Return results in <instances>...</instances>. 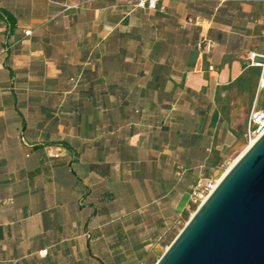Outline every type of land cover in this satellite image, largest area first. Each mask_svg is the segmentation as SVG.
Listing matches in <instances>:
<instances>
[{
  "label": "crops",
  "instance_id": "1",
  "mask_svg": "<svg viewBox=\"0 0 264 264\" xmlns=\"http://www.w3.org/2000/svg\"><path fill=\"white\" fill-rule=\"evenodd\" d=\"M137 2L0 0V264H144L264 108V0Z\"/></svg>",
  "mask_w": 264,
  "mask_h": 264
},
{
  "label": "water",
  "instance_id": "2",
  "mask_svg": "<svg viewBox=\"0 0 264 264\" xmlns=\"http://www.w3.org/2000/svg\"><path fill=\"white\" fill-rule=\"evenodd\" d=\"M155 264H264V133L228 169Z\"/></svg>",
  "mask_w": 264,
  "mask_h": 264
},
{
  "label": "rangeland",
  "instance_id": "3",
  "mask_svg": "<svg viewBox=\"0 0 264 264\" xmlns=\"http://www.w3.org/2000/svg\"><path fill=\"white\" fill-rule=\"evenodd\" d=\"M260 47H263V44L260 45ZM254 80H257L259 68L255 67L254 68ZM252 77L249 78L250 80L253 79ZM243 80V79H242ZM241 80V81H242ZM252 94L249 98V105L252 102V99L255 96L256 93V82L253 83L252 87ZM224 107H229V100L228 98L225 99L223 102ZM260 105H264V90L260 95ZM237 111V108L235 109ZM221 122H225L226 127H230L231 130L233 131V135H227L224 136L222 144H220L218 149L216 150L217 155H219V160L216 162L215 166L211 169H209L207 172L202 174V178H220L225 171L232 165V163L235 161L237 156L249 145V140L246 136V127H247V122L246 120L248 119V115L246 119L244 120L243 124L240 126L237 125H232V124H227V121L232 120L227 114V109L226 110H221V114L217 115ZM227 131H225L226 133ZM198 206L192 205L189 203L188 208L183 212L182 217L180 222L177 223V227L175 228V232L168 237L165 241H163V247L159 249L158 252L150 256V258H147L145 260L144 264H155L156 261L159 259V257L163 254L167 246L173 241L175 236L178 234V232L182 229V227L185 225V223L189 220L191 215L196 211Z\"/></svg>",
  "mask_w": 264,
  "mask_h": 264
},
{
  "label": "built area",
  "instance_id": "4",
  "mask_svg": "<svg viewBox=\"0 0 264 264\" xmlns=\"http://www.w3.org/2000/svg\"><path fill=\"white\" fill-rule=\"evenodd\" d=\"M159 0H138L137 5L142 8L154 9L157 7ZM164 8V7H163ZM30 34V31H26ZM261 57V59H259ZM251 63L260 68L258 89L264 88V55L254 54L251 57ZM264 133V108H258L256 104L253 105L248 119L246 136L249 143L256 140L261 134ZM217 179L215 178H200L191 186L189 202L192 205L200 206L211 192L217 186Z\"/></svg>",
  "mask_w": 264,
  "mask_h": 264
},
{
  "label": "bare ground",
  "instance_id": "5",
  "mask_svg": "<svg viewBox=\"0 0 264 264\" xmlns=\"http://www.w3.org/2000/svg\"><path fill=\"white\" fill-rule=\"evenodd\" d=\"M254 141H255V140H252V141L249 143V145H250L251 143H253ZM249 145H248V146H249ZM248 146H247V147H246V148H245V149H244V150H243V151L237 156V158H236L235 161L232 163V165H233V164L236 162V160H237V159L243 154V152L248 148ZM232 165H231V166H232ZM231 166H230V167H231ZM230 167H229V168H230ZM229 168H228V169H229ZM228 169L225 171V173L228 171ZM225 173H224V174H225ZM224 174H223L220 178H217V183L221 180V178L224 176Z\"/></svg>",
  "mask_w": 264,
  "mask_h": 264
}]
</instances>
